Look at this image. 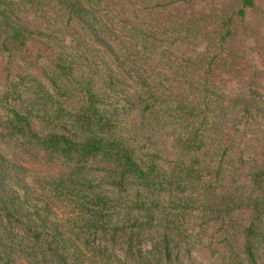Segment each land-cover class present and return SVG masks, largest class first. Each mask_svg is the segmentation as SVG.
<instances>
[{"label": "trees", "instance_id": "16d2710c", "mask_svg": "<svg viewBox=\"0 0 264 264\" xmlns=\"http://www.w3.org/2000/svg\"><path fill=\"white\" fill-rule=\"evenodd\" d=\"M130 1L144 11L164 10L178 2ZM256 1L242 0L237 14L244 17ZM28 9L59 30L77 23L101 54L95 57L70 47L57 33L45 35L41 67L18 73L5 89L0 110L1 139L20 140L26 153L59 163L57 173L39 176L35 184L41 194L70 208L64 227L75 242L98 234L126 241L130 263L103 253L104 264H184L182 251L193 241L187 233L188 219L198 214L209 216L231 244L227 264H259L264 244V153L252 155L233 144L231 138L244 123L233 119L236 133L227 134L233 124L225 116L239 107L248 122L252 110H261L259 104L225 105L214 100L215 89L206 81L184 82L180 89L151 82L159 80L155 72L162 68L151 69L148 60L168 67L183 38L197 37L195 25H124L136 40L133 54L109 22L101 0H0V54L10 60L34 37L21 19ZM231 24L227 19L221 43L231 39ZM23 92L34 94L30 106L23 110L8 104L9 97ZM126 113L139 118L136 129L120 120ZM10 167L0 154V185ZM10 199L11 209L26 221L28 239L12 247L0 242L2 264H12L14 254L29 264H52L47 251L63 259L40 213L23 195ZM0 205L7 209V203ZM115 215L121 216L116 224ZM158 227L161 241L143 254L139 246Z\"/></svg>", "mask_w": 264, "mask_h": 264}, {"label": "rangeland", "instance_id": "374dc122", "mask_svg": "<svg viewBox=\"0 0 264 264\" xmlns=\"http://www.w3.org/2000/svg\"><path fill=\"white\" fill-rule=\"evenodd\" d=\"M101 1L108 8L109 22L120 31L121 41L133 54L137 50L136 40L126 28L124 29V25H153L158 21L175 22L179 26L195 25L197 37H181L183 44L181 42L182 45L179 44L181 46L174 49L175 52L171 55L173 63L171 62L168 67L147 59L151 69L154 65L162 68L155 72L159 80L154 82L155 80L150 76L151 82H163L167 86L174 85L180 89L184 82L200 85L206 81L215 89L214 100L219 98L225 105L239 101L253 102L251 104H255V107L259 104L261 110L259 112L252 110V118L248 122L246 121L248 115L239 107L225 116L231 120L230 123L233 119L242 120L241 122L244 123L239 124L244 128L238 136L231 138L233 144L252 155L264 153V0H257L253 8L246 10L244 17L237 14L242 7V0H177L176 4L159 11H144L137 8L130 0ZM229 18L232 19L230 26L232 37L228 42L221 43L220 38L227 29L225 24ZM21 19L34 37L22 50L15 53V59L10 60L0 54V110L4 103L5 89L12 80L16 79L18 73L21 70L26 73L38 71V67H41L46 52V46L42 42L45 35L57 33L70 47L77 48L87 55L101 56L92 45L88 33L77 23H70L64 31L59 30L52 26L45 16L29 9L21 12ZM208 65H211L210 68ZM208 70L210 72L206 75L205 72ZM34 100V94L23 92L16 98L9 97L8 104L24 110ZM120 120L131 130L141 124L139 118L130 113L121 115ZM156 123L157 121H154L153 126ZM235 127V124L227 127L226 133H236ZM0 154L11 165L8 176L2 179L3 183L0 185V202L8 204L7 209L0 205L2 245L12 247L14 243L28 239L26 221L10 206L11 197L19 198L23 195L30 208L40 213V219L51 231L50 240H53V248L58 247V253L63 258L52 257L47 248V256L52 264H104L105 255L130 261L126 256L128 246L122 238L98 234L90 237L89 241L81 240L80 244L75 242L73 236L64 227V221L71 213L70 208L63 201L41 194L35 184L37 177L57 173L59 163L49 161L43 154L26 153L23 144L17 139L0 138ZM89 177L95 180L101 179L95 173H89ZM7 210L10 212L7 213ZM120 217L115 215L113 222L118 223ZM208 217L193 214L188 219L187 233L192 236L193 241L197 236L198 238L182 251L184 264H227L231 244L226 243L227 240L218 226L210 222ZM162 236L161 228L153 229L139 249L143 254L151 252L161 241ZM10 261L12 264H29L28 260L19 254L11 255ZM258 263L264 264V244L260 247Z\"/></svg>", "mask_w": 264, "mask_h": 264}]
</instances>
